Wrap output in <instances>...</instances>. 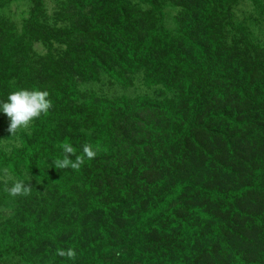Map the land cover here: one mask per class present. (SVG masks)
<instances>
[{"label": "trees", "instance_id": "16d2710c", "mask_svg": "<svg viewBox=\"0 0 264 264\" xmlns=\"http://www.w3.org/2000/svg\"><path fill=\"white\" fill-rule=\"evenodd\" d=\"M12 1L0 0V11L4 12V18L0 17V100L22 88L47 90L53 107L33 122L29 132L20 133L19 146L15 142L8 145L13 146L11 152H7L8 146L0 152V260L4 264L14 258L23 264L62 261L53 255V231L48 225L39 227L31 218L32 204L39 208L46 199L51 201V195L43 196L47 191L53 192L56 199V189L68 188L70 196L86 199L99 213L98 220L109 215L105 211L110 210L115 199L123 204L126 199L145 195L148 198L141 202L151 201L154 212L158 213L163 204L148 191L163 185L177 186L172 172L180 171L189 153L194 151L199 158L206 155L207 168L214 162L221 165L225 156L213 147L220 130L237 129L241 138L252 139H257L264 130V103L257 99L261 87L233 83L237 77L244 81L245 75L228 72L229 63L201 62L200 50L194 48L196 44L191 47L187 44L183 52L176 50L172 61L160 63L156 69L157 61L152 57L159 53L147 23L154 27L159 38L157 44H167L170 40L162 20L161 27L156 28L153 22L156 13L143 17L139 9V13L131 10L128 0H124L128 9L117 3L122 8V18L116 20L111 13L114 20L106 17L99 26V31L105 28L102 39L113 38L114 51L103 45L100 37L88 32L86 37L91 35L97 42L89 44L87 49L81 40L82 51L77 53L71 48L65 50L57 33L62 17L71 21L66 13L77 8L86 13L87 8L96 9L102 15L106 13V0H33L36 5L28 15L13 17L6 15ZM214 1H217L215 13L230 12L229 0ZM250 1L255 7L260 4L259 0ZM107 2L111 6V1ZM45 4L50 9L62 8L45 12ZM188 8L184 14H189ZM200 33L194 32V36L198 38ZM201 47L215 56L240 51L238 47L231 50L223 46L208 47L202 42ZM108 53L116 57L115 62ZM97 56H100L97 62H91ZM179 56L184 59H178ZM139 71L159 88L160 95L155 100L143 96L108 99L84 94L85 87L102 74L114 79L112 76L120 78ZM122 87L126 88L125 83ZM71 105L75 109H68ZM8 119L0 111V141L7 137ZM258 139L264 142V136ZM63 143L72 144L77 154H82L84 144H90L97 155L86 159L79 171L70 167L56 169L53 162L62 158ZM225 144L230 146L228 139ZM36 159L44 162L31 165L30 173H38L31 194L11 196L6 191L7 180L2 176ZM18 177L23 180L22 175ZM178 193V188L171 191L172 197ZM111 222L105 221V232ZM26 225L28 228L23 231ZM150 241H156V237L150 236Z\"/></svg>", "mask_w": 264, "mask_h": 264}, {"label": "rangeland", "instance_id": "374dc122", "mask_svg": "<svg viewBox=\"0 0 264 264\" xmlns=\"http://www.w3.org/2000/svg\"><path fill=\"white\" fill-rule=\"evenodd\" d=\"M32 1L13 0L6 15H28L36 5ZM110 1L111 6L106 0V13L102 15L97 14L96 9L87 8V13L79 8L68 9L70 13L66 16H70L71 21L62 17L57 32L63 39L65 50L82 51L81 40L84 48H90L89 44L97 41L91 35L86 37L88 32L102 39L105 28L99 31V26L105 18L114 20L112 15L116 20L122 18L123 11L117 3L128 9L124 0ZM128 1L131 10L139 13V9L143 17L156 13L153 14L156 28L161 27L162 20L169 33L167 44H157L159 38L154 27L147 23L159 53L152 57L157 61L156 69L160 63L172 61L176 50L183 52L187 44L189 47L196 44L194 48L200 50L201 62L229 63L228 72L245 75L244 81L237 77L233 83L258 85L262 91L256 96L260 103H264V0H259L258 7L250 0H229V13H215L217 1L214 0ZM187 7L189 14H184ZM44 8L45 12H57L62 7L50 9L45 4ZM211 11L214 13L209 15ZM3 13L0 11L1 18H4ZM194 32H201L198 38ZM112 39L106 37L102 41L113 52ZM201 42L208 47L223 46L228 50L238 47L240 51H227L222 56L209 55L202 50ZM108 56L116 61V57L109 53ZM99 57H93L91 62L96 63ZM178 59L184 58L179 56ZM187 60L188 63L189 56ZM112 77L115 80L100 75L97 81L85 87L84 94L108 99L143 96L152 100L160 95L159 88L143 71ZM124 83L126 88L122 87ZM72 108L75 109L72 105L68 109ZM9 123L8 119L5 126L7 137L0 141V152L15 142L19 146L20 133L30 131V128L20 130L10 136ZM236 130L223 128L219 131L213 147L220 149L225 156L221 165L214 162L211 168H207L208 157L199 158L192 151L180 171L177 174L172 172L177 186L163 185L148 191L163 204L158 213L154 212L151 201L141 202L148 198L145 195L126 199L123 204L115 199V204L105 211L109 215L98 220L99 213L80 196H70L68 188L56 189V199L53 192L47 191L43 196L51 195V201L46 199L39 208L32 204V221L39 227L48 225L53 231L55 259L60 258L56 255L57 249L73 248L77 253L75 261L61 257L62 261L56 264H264V142L258 139L264 136V130L257 139L241 138ZM4 132L3 129V135ZM227 139L230 146L225 144ZM11 147L8 146L7 152H11ZM43 162L31 160L24 167H16L17 171L8 170L2 176L7 180L6 187L10 188L20 175L23 180L30 175L26 184L35 185L38 173H30L33 171L31 165L38 166ZM173 188L179 190L176 197L171 195ZM154 214L160 215L152 217ZM107 220L112 222L105 232ZM27 228L26 225L23 231ZM150 236L156 237V241H150ZM17 263L19 260L14 258L8 264ZM0 264L4 262L0 260Z\"/></svg>", "mask_w": 264, "mask_h": 264}, {"label": "clouds", "instance_id": "9594fccd", "mask_svg": "<svg viewBox=\"0 0 264 264\" xmlns=\"http://www.w3.org/2000/svg\"><path fill=\"white\" fill-rule=\"evenodd\" d=\"M49 96L50 93L47 90L22 88L10 92L6 100H0V111L10 120L8 127L10 136L15 135L20 130H28L34 121L48 114L53 107V102ZM61 148L63 151L62 158H57L53 162L55 168L60 170L70 167L79 171L86 159H94L97 155V150H94L90 144L82 146V154H77L76 148L70 143H63ZM72 157L75 159L73 160ZM30 179L29 175L27 180H17L6 191L13 197L30 195L32 187L26 184V181ZM56 255L72 261H75L77 257L73 248L57 249Z\"/></svg>", "mask_w": 264, "mask_h": 264}]
</instances>
